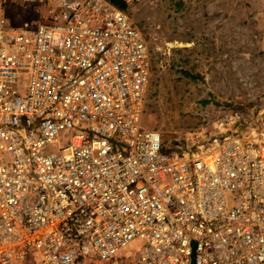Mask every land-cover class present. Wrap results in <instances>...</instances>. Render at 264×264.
<instances>
[{"label": "built area", "instance_id": "built-area-1", "mask_svg": "<svg viewBox=\"0 0 264 264\" xmlns=\"http://www.w3.org/2000/svg\"><path fill=\"white\" fill-rule=\"evenodd\" d=\"M151 79L112 0H0V264H264V108L171 153Z\"/></svg>", "mask_w": 264, "mask_h": 264}, {"label": "rangeland", "instance_id": "rangeland-1", "mask_svg": "<svg viewBox=\"0 0 264 264\" xmlns=\"http://www.w3.org/2000/svg\"><path fill=\"white\" fill-rule=\"evenodd\" d=\"M121 1L147 37L148 111L166 150H184L194 132L214 130L235 110L264 108V0ZM45 12L15 3L8 15L39 23Z\"/></svg>", "mask_w": 264, "mask_h": 264}, {"label": "trees", "instance_id": "trees-1", "mask_svg": "<svg viewBox=\"0 0 264 264\" xmlns=\"http://www.w3.org/2000/svg\"><path fill=\"white\" fill-rule=\"evenodd\" d=\"M112 3L125 12L128 10L127 4L121 0H112ZM184 75L189 77L188 74H184Z\"/></svg>", "mask_w": 264, "mask_h": 264}]
</instances>
